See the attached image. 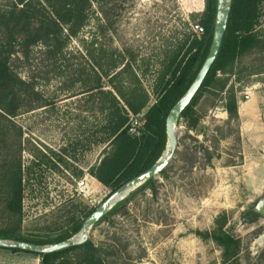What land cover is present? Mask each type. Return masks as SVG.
<instances>
[{
    "label": "rangeland",
    "instance_id": "obj_1",
    "mask_svg": "<svg viewBox=\"0 0 264 264\" xmlns=\"http://www.w3.org/2000/svg\"><path fill=\"white\" fill-rule=\"evenodd\" d=\"M180 1L109 0L107 27L103 30L105 20L93 6L86 25L67 41L64 60L51 65L39 45L31 49L26 62L21 53L12 56L14 70L21 75L27 71L48 103L20 111L10 123L0 120V166L19 158L23 169L16 235L54 238L71 225L72 217L79 219L110 193L88 173L106 146L95 142L104 134L97 131L103 114L90 109L96 104L88 94L73 95L81 84L72 69L78 67L89 75L99 70L93 62H101L99 56L106 59L111 51L126 49L134 54V77L125 74L121 83L115 82L117 88L104 78L102 89L117 98L120 89L125 95L133 88L143 89L150 105L156 98L154 86L162 61L197 24L196 14L189 16ZM7 3L0 0V5ZM259 8L255 30L264 35V0ZM241 62L230 79L236 96L245 99L249 85L264 83V73L249 74L250 67L264 65V54L247 53ZM65 63L73 66L70 74L63 70V77L55 76ZM101 63L105 65L104 60ZM223 97L220 91L203 88L193 103L195 127L184 118L177 121V148L164 174L154 177L155 193L145 188L124 209L90 228L88 239L94 246L109 250L103 253L106 264H220L221 250L201 235L210 232L215 217L222 214L224 230L241 240L237 259L227 264H264V253L259 256L264 251V142L259 141L264 130L241 129L239 120L225 112ZM145 109L130 114L134 134H139ZM85 175L87 192L71 195L75 182ZM260 200L263 203L256 209ZM12 223L0 199V230ZM81 252L72 250L67 256L73 260ZM9 264L28 263L15 258Z\"/></svg>",
    "mask_w": 264,
    "mask_h": 264
},
{
    "label": "trees",
    "instance_id": "obj_2",
    "mask_svg": "<svg viewBox=\"0 0 264 264\" xmlns=\"http://www.w3.org/2000/svg\"><path fill=\"white\" fill-rule=\"evenodd\" d=\"M108 1L8 0L6 5H0V120L10 123L11 118L20 111H29L48 105L33 77L28 75L27 71L21 75L14 70L10 63L12 56L21 53L26 62L31 49L39 45L43 54L51 61V65L64 60L63 51L67 41L75 37L86 25L93 6L105 20L102 25L103 30L107 27ZM260 3L261 0H230L226 30L216 58L199 89L180 113L178 120L184 118L189 126L195 127L197 119L193 103L203 88H211L224 93V110L229 118L238 121L237 96L230 76L234 77L245 54L251 52L264 54V35L255 30L260 16ZM215 12L216 0H204L203 10L196 14L197 24L203 28L202 33L197 35L193 29H190L182 41L177 43L175 48L170 49L157 73L158 77L154 86L156 98L150 105H147L148 96L143 89L137 91L133 88L127 95L120 89L121 91L117 92L118 98L111 91L102 89L104 78L113 88H117L115 82L121 83V78L125 74L134 77L131 68V62L135 59L134 54L126 49L119 50L117 53V50H113L106 59L102 55L99 56L98 59L101 62L104 60L105 65L94 60L99 70H94L89 75L68 63L54 74L63 77V70L67 75L70 74L67 71L73 68L71 74L77 78L75 81L81 84L80 90L73 95L88 94L92 103L96 104L90 109L96 108L97 112L103 114L102 121L97 124L99 126L97 131L103 130L104 134L97 137L95 142L106 143V146L102 150L97 165L89 167L88 173L110 192L147 169L164 152L167 144L164 130L166 115L187 89L208 52ZM89 57L92 58V55ZM250 68L249 74L264 73V65ZM25 69H27L26 65ZM145 107L139 134H134L129 130L130 114L136 115ZM18 133L20 135V129ZM164 169L159 174L163 175ZM22 173L19 158L5 161L0 166V199L4 203L9 220L13 221L10 227L0 230V238L36 245H51L63 239L76 237L82 222L93 209L87 210L79 219L72 217L71 225L51 239L33 240L15 234L21 223ZM145 188H149L152 193L156 192L154 177L144 180L124 198L117 201L93 225L124 209L128 202ZM213 223L210 232L200 235L202 238L210 239L221 250L220 264H227L237 259L241 250V240L224 230V214L215 217ZM8 249L14 252L25 251L18 248ZM78 249L82 252L73 260L67 256L69 251ZM106 251L94 246L92 241L87 239L80 245L37 255L39 264H106L105 256L103 257ZM108 251L105 254H108ZM263 253L264 251L259 256Z\"/></svg>",
    "mask_w": 264,
    "mask_h": 264
},
{
    "label": "water",
    "instance_id": "obj_3",
    "mask_svg": "<svg viewBox=\"0 0 264 264\" xmlns=\"http://www.w3.org/2000/svg\"><path fill=\"white\" fill-rule=\"evenodd\" d=\"M230 11V0H216V12L214 18L213 32L208 52L200 65L193 80L184 91V93L176 100V102L169 109L164 123L165 135L167 144L162 155L147 169L141 173L133 176L118 188L110 192L104 200L96 206L84 219L79 231V235L70 239H63L51 245H36L33 243L20 240H5L0 238V248H18L25 251H30L36 254H43L58 251L66 247L80 245L84 243L89 236L90 228L98 221L101 216L110 209L117 201L124 198L130 191L139 186L144 180L155 177L161 170H163L172 160L177 148L176 123L182 110L189 104L192 97L199 89L203 79L208 70L214 62L218 53L220 43L226 30L227 20ZM263 203L260 200L256 206L259 209Z\"/></svg>",
    "mask_w": 264,
    "mask_h": 264
},
{
    "label": "crops",
    "instance_id": "obj_4",
    "mask_svg": "<svg viewBox=\"0 0 264 264\" xmlns=\"http://www.w3.org/2000/svg\"><path fill=\"white\" fill-rule=\"evenodd\" d=\"M182 2L187 8L185 12L189 14L200 13L204 7V2L201 3L200 0H181L180 3ZM244 95L245 99H239L237 96V115L240 128L264 130V83L253 82L247 87ZM259 141L263 143L264 137H260ZM89 179L96 180L91 175H89ZM2 257H4L2 260L4 263L0 264H9V262L15 261V258L23 259L28 264H39V256L31 252L19 251L17 254H13L9 249L0 248V258Z\"/></svg>",
    "mask_w": 264,
    "mask_h": 264
},
{
    "label": "built area",
    "instance_id": "obj_5",
    "mask_svg": "<svg viewBox=\"0 0 264 264\" xmlns=\"http://www.w3.org/2000/svg\"><path fill=\"white\" fill-rule=\"evenodd\" d=\"M192 29L197 35H199L203 31L202 26L199 25V24H194ZM129 130L133 131L132 126L130 127ZM88 181L89 180H88V177L86 175L83 176L81 179L77 180L75 182V185H74L73 189H72L73 191L71 192V195H79V194H83L84 195L87 192V189L89 187Z\"/></svg>",
    "mask_w": 264,
    "mask_h": 264
},
{
    "label": "bare ground",
    "instance_id": "obj_6",
    "mask_svg": "<svg viewBox=\"0 0 264 264\" xmlns=\"http://www.w3.org/2000/svg\"><path fill=\"white\" fill-rule=\"evenodd\" d=\"M79 235V233L76 235V237Z\"/></svg>",
    "mask_w": 264,
    "mask_h": 264
}]
</instances>
